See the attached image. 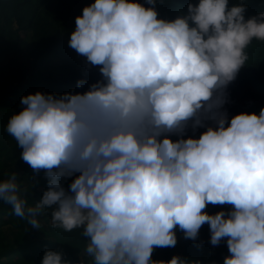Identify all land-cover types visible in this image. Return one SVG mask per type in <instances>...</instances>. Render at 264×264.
<instances>
[{"label": "clouds", "instance_id": "clouds-1", "mask_svg": "<svg viewBox=\"0 0 264 264\" xmlns=\"http://www.w3.org/2000/svg\"><path fill=\"white\" fill-rule=\"evenodd\" d=\"M156 3L82 6L67 43L98 75L77 78L82 90L21 95L6 131L47 186L29 204L12 172L0 201L34 228L50 209L53 227L80 229L93 264H203L152 253L174 247L177 229L196 240L204 224L213 246L227 245L211 264H264V105L224 107L246 49L264 41V11L245 17L244 0H188L166 18ZM40 264L84 262L46 249Z\"/></svg>", "mask_w": 264, "mask_h": 264}, {"label": "trees", "instance_id": "trees-1", "mask_svg": "<svg viewBox=\"0 0 264 264\" xmlns=\"http://www.w3.org/2000/svg\"><path fill=\"white\" fill-rule=\"evenodd\" d=\"M90 0H0V179L15 172L21 195L32 204L40 198L47 186L43 171L33 172L23 161L19 145L11 146L15 140L7 131L6 123L13 111L22 105L20 97L25 90L62 92L82 90L76 88L77 78L86 80L98 75L95 68L85 70L84 58L72 49L67 41L74 27V17L80 14L83 5ZM143 2V0H142ZM188 0H157L159 16L171 18L186 9ZM196 2V0H192ZM233 0H229L231 4ZM245 17L264 11V0H244ZM14 24V29L11 28ZM29 36L26 46L24 40ZM248 60L236 78L227 86L228 102L224 105L229 115L240 112H259L264 105V41L253 40L246 49ZM86 86V85H85ZM199 129L197 130L198 134ZM15 148V149H14ZM12 153V154H11ZM11 169L7 170V168ZM67 187L68 181H63ZM227 205L207 206L215 212ZM40 228L28 224L25 218L16 216L10 205L0 201V264L9 257L14 264H40L46 249L61 252L62 259L70 262L82 260L93 264L84 252L87 237L80 229L61 230L66 238L61 241L49 236L53 229L50 209L38 216ZM6 228L8 230H6ZM181 246L177 254L199 259L203 264L222 261L227 254V245L222 240L213 246L209 242L207 224L201 226L196 240L184 238L176 230ZM176 246V245H175ZM173 247L153 249L154 260H168Z\"/></svg>", "mask_w": 264, "mask_h": 264}, {"label": "rangeland", "instance_id": "rangeland-1", "mask_svg": "<svg viewBox=\"0 0 264 264\" xmlns=\"http://www.w3.org/2000/svg\"><path fill=\"white\" fill-rule=\"evenodd\" d=\"M14 27H15L14 24H12L11 28L14 29ZM28 38H29V36L23 41L24 42V46L27 45L28 40H29ZM28 92H32V91H30L29 89L25 90V93H28ZM7 142H9L11 146L18 145L15 142V140L14 141L13 140H8ZM9 169H11V167L7 168V170H9ZM40 223H41V221H40ZM6 230H8V229L6 228ZM54 230L55 229H53V231L51 232V234L49 236H45V238H55V239H58V240H61V241H63L66 238V234L61 232L62 228L58 227L56 231H54ZM180 246H181V240H178L177 243H176V246L173 247L172 253L173 254H177V250L180 248ZM3 261L6 264H14V262H13L11 257H9L7 259L3 258Z\"/></svg>", "mask_w": 264, "mask_h": 264}]
</instances>
